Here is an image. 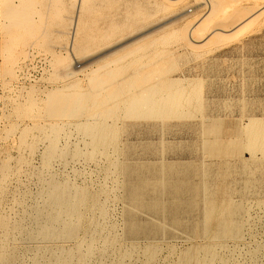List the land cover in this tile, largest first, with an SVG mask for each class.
<instances>
[{
    "label": "rangeland",
    "instance_id": "1",
    "mask_svg": "<svg viewBox=\"0 0 264 264\" xmlns=\"http://www.w3.org/2000/svg\"><path fill=\"white\" fill-rule=\"evenodd\" d=\"M163 2L0 0V219L8 224L0 226V240L13 254L11 264H56L57 244L43 249L27 236L36 227L35 210L48 207L52 181L86 192L78 236L67 243L71 264H84L92 240L87 264H146L141 249L149 242L162 246L155 264H178L183 252L204 241L161 217L166 229L155 238L128 236L125 163L186 157L219 171L228 162L234 170L225 182L231 197L242 199L249 173L241 166L254 161L250 151L207 156L201 144L216 137L225 146L244 143L249 121H264V0H220L195 30L197 38L206 37L197 44L186 40L210 9L205 0ZM236 19L245 24L234 37L211 35ZM170 79L196 86L201 103L195 110L164 119L128 113L127 101L142 85ZM79 95L88 98L83 112L51 113L58 100ZM52 139L59 152L47 164ZM255 158L264 168V151ZM256 175L264 182V169ZM248 194L242 238L227 242L228 264H264V184ZM109 235L115 239L106 250ZM133 243L135 254L119 263Z\"/></svg>",
    "mask_w": 264,
    "mask_h": 264
},
{
    "label": "bare ground",
    "instance_id": "2",
    "mask_svg": "<svg viewBox=\"0 0 264 264\" xmlns=\"http://www.w3.org/2000/svg\"><path fill=\"white\" fill-rule=\"evenodd\" d=\"M163 1V3L178 4L183 0ZM219 1L205 0L210 9L190 28L186 40L188 44H197L206 40V37L197 38L195 30L214 13ZM244 24L245 21L236 19L230 26L213 28L211 35L223 33L232 34L231 37H234L238 34L236 31ZM183 83L185 81L170 79L142 85L127 101L128 113L162 119L185 117L192 109L195 110L199 106L201 95L192 82ZM87 102L88 98L85 95L63 98L54 103L51 113L74 116L83 112ZM247 126V138L244 143L232 142L225 146L216 137V139L204 138L201 144L207 156L231 154L237 152V149L250 151L248 154L254 161L249 164L243 162L241 166L249 174L243 180L241 192L244 194H241L240 201L231 197L232 187L225 182V177L234 170L228 162L221 165L219 171L211 164L187 162L186 157L169 160L160 157L151 162L125 163L121 170L126 176L123 185L128 204L124 212L127 235L132 238L153 239L166 229L164 221L161 222L158 218L168 219L172 227L185 228L192 235L204 240L201 244L183 252L178 264H228L227 242L242 238L247 215L245 199L249 195L248 192L259 184H264L256 175L258 170L264 169L263 164L255 158L256 151H264V121L251 119ZM208 127L215 129L216 126L210 124ZM90 130L95 133L93 128ZM93 142L96 143V140ZM58 152L57 140L52 139L46 151L45 162L48 164ZM199 177L200 180L197 181ZM218 178L221 184L216 182ZM219 192L222 193V199L219 197ZM85 196L86 192L69 183L52 181L48 184L46 196L49 208L39 207L33 214L32 219L36 227L27 236L39 242L43 249L51 243L57 244V250L51 252V261L56 264L72 263L74 251L67 247V243L78 236V223L81 208L86 200ZM102 213L103 216L107 215L106 210ZM0 226L8 228V224L2 219ZM21 226L19 224L17 229L23 230ZM114 239L115 237L110 235L104 238L106 250L112 247ZM131 247V250L122 255L119 263L133 256L139 248L136 243ZM93 248L92 240L81 257L84 264L93 254ZM104 248L102 254L106 252ZM161 249L162 246L158 242L147 243L141 249L146 264H155ZM12 255L6 243L0 240V264H11Z\"/></svg>",
    "mask_w": 264,
    "mask_h": 264
}]
</instances>
